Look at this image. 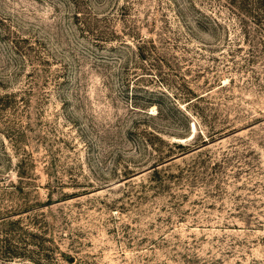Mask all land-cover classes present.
<instances>
[{"label":"rangeland","instance_id":"1","mask_svg":"<svg viewBox=\"0 0 264 264\" xmlns=\"http://www.w3.org/2000/svg\"><path fill=\"white\" fill-rule=\"evenodd\" d=\"M0 264H264L257 0H0Z\"/></svg>","mask_w":264,"mask_h":264},{"label":"trees","instance_id":"2","mask_svg":"<svg viewBox=\"0 0 264 264\" xmlns=\"http://www.w3.org/2000/svg\"><path fill=\"white\" fill-rule=\"evenodd\" d=\"M257 6L259 9L264 10V0H257Z\"/></svg>","mask_w":264,"mask_h":264}]
</instances>
